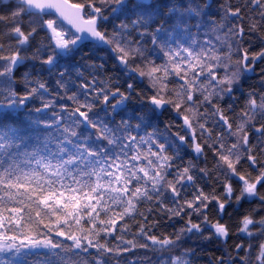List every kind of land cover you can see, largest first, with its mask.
I'll return each instance as SVG.
<instances>
[{
    "label": "snow or ice",
    "instance_id": "obj_1",
    "mask_svg": "<svg viewBox=\"0 0 264 264\" xmlns=\"http://www.w3.org/2000/svg\"><path fill=\"white\" fill-rule=\"evenodd\" d=\"M0 264H264V0H0Z\"/></svg>",
    "mask_w": 264,
    "mask_h": 264
},
{
    "label": "trees",
    "instance_id": "obj_2",
    "mask_svg": "<svg viewBox=\"0 0 264 264\" xmlns=\"http://www.w3.org/2000/svg\"><path fill=\"white\" fill-rule=\"evenodd\" d=\"M167 231L171 232V231H172V229H171V228H168V229H167Z\"/></svg>",
    "mask_w": 264,
    "mask_h": 264
}]
</instances>
